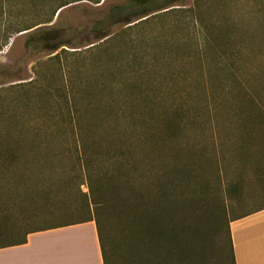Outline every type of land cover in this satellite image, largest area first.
<instances>
[{"label": "trees", "instance_id": "16d2710c", "mask_svg": "<svg viewBox=\"0 0 264 264\" xmlns=\"http://www.w3.org/2000/svg\"><path fill=\"white\" fill-rule=\"evenodd\" d=\"M179 1L125 0L124 4L113 7L104 19L96 21L92 33L102 42L87 50L93 55L89 62L101 69L92 71L87 78L96 84L92 88L74 90L72 86L67 89L50 86L52 80L34 69V74L46 79V85L35 87L34 100L29 101V92L25 91L11 104L24 109L31 105L36 109L34 120L38 121L31 125L25 122L14 125L12 130L19 128L15 134L11 129L0 130V249L24 244L32 233L93 222L103 264L113 263L112 243L117 256H126L124 260L129 264V246L136 250L140 264L214 262V259L209 262L210 257L203 254L195 259L192 253L194 243L199 248L192 218L199 224L200 213L209 212L204 196L206 187L204 181H200L204 179L203 176L198 178L197 173L210 167L211 174L216 171L218 174L224 144L231 140L237 143L239 151L243 146L242 159L248 160L249 145L264 141V100H243L232 118L229 136L224 128L216 125L213 134L210 133L213 138L210 152L196 142L192 134L195 138L192 149L185 145L186 152L181 156L179 134L197 130L194 117L191 123L182 105L173 103L164 107L161 117L151 116L154 106L145 97L148 94L140 96L139 90L124 76L130 75L127 69L135 64L127 59L136 60L131 57L137 55L135 43L145 40L146 34L139 33L138 27L147 23L150 13L168 9ZM70 3L60 5L58 10ZM6 16L8 20V14ZM138 18L144 20L138 22ZM118 24L127 27L121 34H110L109 28ZM36 26L38 24L4 27L0 47L8 44L11 35L27 31L26 47H40L55 53L65 46L56 31L34 29ZM197 32L204 50L209 46L224 50L227 46L228 38L216 34L209 24L200 22ZM118 41L125 49H117ZM114 50L126 61L120 68L117 64L123 59L119 62L110 59ZM60 53L67 52L61 49L53 58L57 59ZM235 59L232 49L228 56L218 57L217 54L210 62L205 59L213 86L220 85ZM110 64L114 71L105 69ZM128 118L136 122L132 124L139 128L137 136L129 137L126 130L127 133L121 130V120ZM30 129L32 134L23 132ZM202 129L199 124L198 131ZM213 183L207 188L213 196L211 206L217 211L220 195L231 199L237 186L231 184L221 189L219 174ZM193 185L197 186L196 192L192 190ZM192 202L196 203L192 205ZM193 211L200 216H193ZM221 212V215L220 212L213 214L210 225L218 234L221 223L226 220V211ZM236 218L237 214H232L225 222L229 252L226 264H235L229 223ZM36 219L52 224L31 227ZM116 222L123 231L121 237L112 239L109 226ZM141 249L144 251L140 254Z\"/></svg>", "mask_w": 264, "mask_h": 264}, {"label": "rangeland", "instance_id": "374dc122", "mask_svg": "<svg viewBox=\"0 0 264 264\" xmlns=\"http://www.w3.org/2000/svg\"><path fill=\"white\" fill-rule=\"evenodd\" d=\"M97 1L99 3H95ZM67 2L71 3L58 10L60 5ZM124 3L125 0H0V44L4 40V27L10 24L20 27L38 24L34 29L56 31L65 45L61 49L67 52L60 53L59 57L54 59L53 56L61 49L53 53L40 47H26L25 40L28 34L25 33L29 31L11 35L8 44L0 47L1 131L11 129V133L15 134L18 133L19 128L12 130L14 125L21 122L31 125L38 121L34 120L37 118L34 114L36 109L31 105L27 109L22 108L21 105L14 108L11 102L25 91L29 92V101L34 100L32 93L35 87L43 88L46 85L44 77L52 80L50 86L66 89L70 86L74 90L96 86L87 78L92 71L101 68L89 62V58L93 55L87 48L101 43L102 40L99 41L96 38L97 34L92 33V27L96 21L104 19L113 7ZM6 14L9 16L8 20ZM146 18H148L147 23L139 24L138 27L139 33L146 34L145 40L135 43L137 55L131 57L137 61L127 58L131 61L130 64H135L127 69L130 75L124 74V76L139 90L140 96L148 94L145 97H148L149 104L152 103L151 106H154H150L151 116L161 117L164 107L173 103L176 106L182 105L181 108L185 110L189 116L187 119L191 123L194 117L197 130L193 129L192 132L191 129L190 132L179 134L181 156L186 152L185 145L188 144L192 149L194 137L196 142L199 141L200 145L205 146L210 152L213 145L210 133L213 134L216 125L224 128L229 136L232 133V118L243 100L245 98L252 102L264 100V0H180L168 9L150 13ZM141 20L144 18H138L137 21ZM199 21L213 26L216 34L228 38L224 50H217L215 46H209L204 50L203 40L197 34ZM126 27L123 24L114 25L108 32L113 35L121 34ZM116 46L117 49H125L124 45H120V41ZM230 49L236 53V59L230 70L224 74V78L220 80V85L213 86L209 80L211 70L206 65L205 59L210 62L217 54L218 57L228 56ZM110 59L117 62L123 59L117 64L119 68L126 63L123 56L116 54L115 50L110 55ZM34 69H37V73L41 71L44 77L34 74ZM105 69L114 71L111 64ZM200 71L203 74L200 75ZM6 119H8L7 123ZM121 121V130L124 133L128 132L129 137L139 134V128L132 124L133 119L132 122L130 118ZM199 124L204 129L198 131ZM23 132L32 134L33 130ZM263 144L264 141L260 144H251L247 150L245 149L248 160L242 159L245 155L243 146L239 151L237 143L233 140L224 144V156L221 157L223 159L218 167L221 189L232 184L237 186V192L231 199L220 195L217 211L211 206L213 196L207 188L210 182L214 184V179L218 176L217 171L216 174L213 172L211 174V168L206 167V170L203 168L201 173H197L198 178L203 176L204 179L200 181H204L206 187L204 196L209 212L200 213L199 224L193 222L194 218H192V224H196L194 235L199 239L198 249L197 243L192 245L195 259L203 254L210 257L209 262L214 259L212 264H226L229 252H227L228 245L226 247L228 237L224 229L225 222L232 214L236 215L240 212L237 209L240 204L239 199H241V212L255 205L246 204V199L249 195L253 196L258 189L255 182L258 181L257 178L260 175L264 176ZM241 145L244 143L241 142ZM195 188L197 186L193 185L192 190ZM82 190L86 192L85 187H82ZM196 191L195 189L194 192ZM195 203L192 202V205ZM222 209L226 211L224 215L226 220L221 223L218 234L210 225L214 218L213 214L220 212L221 215ZM192 213L193 216H200L194 211ZM51 224L52 222L36 219L31 227L39 228ZM109 227L112 239L121 237L123 230L118 222ZM203 248L205 250L201 253ZM112 250V264H129L125 261L126 256L124 258L117 256L113 243ZM129 250L130 264H140L136 258V250L130 246ZM143 251L141 249L139 253Z\"/></svg>", "mask_w": 264, "mask_h": 264}, {"label": "crops", "instance_id": "0c3cea01", "mask_svg": "<svg viewBox=\"0 0 264 264\" xmlns=\"http://www.w3.org/2000/svg\"><path fill=\"white\" fill-rule=\"evenodd\" d=\"M236 220L229 223L235 264H264V176ZM0 264H103L93 222L29 234L26 243L0 249Z\"/></svg>", "mask_w": 264, "mask_h": 264}]
</instances>
